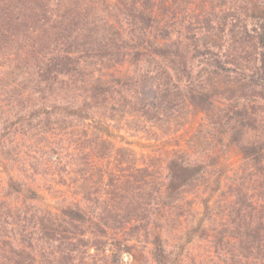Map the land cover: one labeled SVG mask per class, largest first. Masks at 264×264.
<instances>
[{
    "label": "trees",
    "instance_id": "16d2710c",
    "mask_svg": "<svg viewBox=\"0 0 264 264\" xmlns=\"http://www.w3.org/2000/svg\"><path fill=\"white\" fill-rule=\"evenodd\" d=\"M193 1L0 0V121L14 113L21 134L53 112L96 121L94 168L113 160L94 181L81 169L56 208L11 178L0 264H75L91 249L173 264L188 222L228 264H264V0ZM191 112L187 143L150 159L111 130L175 134Z\"/></svg>",
    "mask_w": 264,
    "mask_h": 264
},
{
    "label": "rangeland",
    "instance_id": "374dc122",
    "mask_svg": "<svg viewBox=\"0 0 264 264\" xmlns=\"http://www.w3.org/2000/svg\"><path fill=\"white\" fill-rule=\"evenodd\" d=\"M199 3L200 1L195 0L190 5L197 8ZM24 112L20 113L21 116L25 115ZM6 114L9 115L6 124L0 121V197H4L9 192L11 178H23L27 183L36 186L44 195L42 200L44 203L53 208L60 207L63 201L74 200L77 197L80 191L78 185L85 178L81 169L89 168L86 176L90 174L92 181L98 178V168L102 169V172L110 169L113 160L107 158L106 154L99 158L98 166L94 168L96 163L92 145L98 135L106 133L104 125L93 120L82 121L53 112L49 115L51 124L21 134L19 131L22 126L21 122L18 123L17 116L12 112ZM201 118L200 113L191 112L188 125L178 133L170 135L161 132L148 135L127 128L120 129L116 128L117 122H112L115 127H111V130L117 145L129 141L140 155H146L147 159H150L163 154L168 149H175L179 142L186 144L201 122ZM102 151V153L106 152ZM84 154L88 157L89 164H81V157ZM230 159L238 163L240 155L233 150ZM15 200L22 203L25 197L20 195ZM197 207L201 209L199 204ZM192 230V223H186L181 245L176 247L177 256L173 264H228L226 257L215 251L207 236L200 237L197 234L199 232ZM188 231L192 232V237L187 233ZM83 258V260L76 259L75 264H156L151 257L147 263H140L128 255L122 261L95 253L93 249Z\"/></svg>",
    "mask_w": 264,
    "mask_h": 264
}]
</instances>
